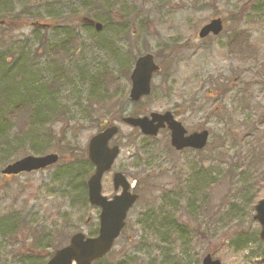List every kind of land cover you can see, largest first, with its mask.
Masks as SVG:
<instances>
[{"label":"rangeland","instance_id":"obj_1","mask_svg":"<svg viewBox=\"0 0 264 264\" xmlns=\"http://www.w3.org/2000/svg\"><path fill=\"white\" fill-rule=\"evenodd\" d=\"M126 16L135 20L122 35L131 56L152 52L162 70L154 75L151 95L137 103L130 99V74L118 72V81L107 84L123 95V115L172 111L189 131L208 129L211 135L200 153L176 152L167 131L146 138L114 119L111 124L120 133L111 145L121 151L103 177V194L120 193L112 180L118 171L139 199L114 247L97 264H202L207 252L222 264H264L261 226L254 219V205L264 198V0H0V61L19 90L9 98L0 90L9 100L0 109V219L17 214L14 228L0 224V264H45L73 234L97 235L100 209L82 197L76 202L67 171L88 164V173L80 174L87 191L94 173L87 146L98 131L84 112L90 77L101 69L118 70V54L99 44ZM54 18L59 25H53ZM85 18L100 22L103 30L86 26ZM215 18L223 20V31L201 39L200 28ZM67 31L81 35L82 47L65 63L55 62L52 48ZM0 81L10 89L2 73ZM33 85L59 91L36 131L18 137L20 118L12 114L8 119L6 111L13 110L15 98H27L25 90ZM50 153L60 155L51 167L16 176L2 173L25 156ZM199 168L213 181L202 211L192 214L185 199L168 206L167 194L185 196ZM253 177L259 178L254 189ZM250 194L256 202L245 205ZM242 238L245 243H235Z\"/></svg>","mask_w":264,"mask_h":264},{"label":"water","instance_id":"obj_2","mask_svg":"<svg viewBox=\"0 0 264 264\" xmlns=\"http://www.w3.org/2000/svg\"><path fill=\"white\" fill-rule=\"evenodd\" d=\"M84 22L93 23L98 31L102 24L91 19H83ZM32 26L45 27V24L33 22ZM223 30L221 18H215L205 24L199 31V37L205 38L210 33L219 35ZM160 71V65L156 62L152 53L141 55L132 70L130 99L136 103L143 97L151 94L152 79L155 73ZM123 122L139 128L144 135L157 136L163 128L171 130V144L177 150L186 147L201 150L208 143L209 131L202 130L186 135V129L181 122L177 121L170 111L164 113L151 112L149 115L133 117L126 116ZM119 126L111 125L93 135L88 144V158L95 166V172L87 181L88 199L92 206L100 209L99 233L97 236L89 237L83 232H77L71 236L70 242L54 252L46 264H92L105 257L114 247L126 224L130 209L137 202L139 195L132 192L131 183L127 177L116 172L113 175V185L116 191L112 198L105 196L102 192V180L120 154L118 145L110 146V141L118 134ZM59 160V155L50 153L44 156H25L12 164L7 165L3 174L17 175L24 172L45 169ZM256 214L254 219L261 225L260 238L264 242V198L255 205ZM202 264H222L214 258L211 253L206 254Z\"/></svg>","mask_w":264,"mask_h":264},{"label":"trees","instance_id":"obj_3","mask_svg":"<svg viewBox=\"0 0 264 264\" xmlns=\"http://www.w3.org/2000/svg\"><path fill=\"white\" fill-rule=\"evenodd\" d=\"M108 16L111 19H114L112 17V14H108ZM122 17L123 16L121 14L119 16V19H122ZM53 20H54L53 25L54 24L59 25V22L57 21L56 18H54ZM131 22L134 23L135 20H132V18L129 19V16H126L125 20L117 21L114 24L116 25L115 28H112L111 30L112 34L108 36H104L102 40L100 41L101 44H99V46L103 45L106 48H109V50L111 51L113 55H115L114 52L118 54L120 66L118 67V70L107 69V68L103 70L101 69L98 73L90 77L92 78V82L90 84L91 86L90 88L92 91L90 92V94L88 93L87 95V98H86L87 106L84 112H85V117H89L91 119L92 123L95 125L98 131L103 129L108 124L105 121L107 117L113 118V120H111V123H112L114 119H117V118H119V120H122L124 116L123 115V112H124L123 95L121 94L120 90H118L117 88L115 90H109L110 87L108 86L107 88V84L109 85L113 82L115 84V81L116 80L118 81L119 79L117 78L118 72L124 73L127 77L130 74L129 72H130L131 67L133 66L132 64H134L135 62L136 57L131 56L129 46L127 47L122 41V37H123L122 35L127 31V25ZM63 23H65V20ZM66 23L70 25L68 20H66ZM82 23L87 26L86 23L84 22ZM106 25L108 24L106 23ZM67 33H68L67 38L61 39L59 43L56 44L57 46L52 48V54L54 56L55 62L58 61L61 63H65L67 60L76 56V51L82 47L81 35L79 33L76 34L71 31H67ZM238 38H239L238 35L234 37L235 40L237 39L236 41L239 40ZM110 47L113 48L114 52L112 51ZM0 57L1 59H3L2 56ZM2 65L3 64H1V61H0V73H2L5 76L6 82L10 84V89L2 86V83L0 81V86H1L0 90H3L4 96L8 95V98H9L11 94L16 95L19 92V90L17 88V85L11 84L10 82L9 74L11 72H8L10 70L4 71L2 69ZM110 75H111V78H110ZM42 88L43 87H39V89H37L34 87V85L31 88H28V90H25V93L28 94L27 98H23V100L22 99L19 100V98H15L17 102L15 103L13 110L10 111L9 113L6 111V116L8 119L9 117L12 116V114H13V117H16L17 119L20 118V123H21L20 132L17 131L16 133L18 137L24 134L26 137H29L33 130L35 132L37 126H39L40 121L42 122V119L48 113L47 108L53 105V102H54L53 94L55 95V93L59 90H55V89L43 90ZM0 97H1L0 98V109H1V108H4L3 101H5L6 103V101H9V100L4 99V97L2 96ZM30 97H33V100L28 99ZM38 101L41 103H38ZM36 111H39V113L42 112V114L40 113V115L35 116ZM4 115H5V111H4ZM3 127L2 125H0V132L3 131ZM151 139H154V138H151ZM23 141H21V143ZM197 152L200 153L202 151H197ZM83 155L85 154L74 153V156L76 158L82 157ZM87 162H89L88 159H87ZM87 165L88 164H85L83 166H81V164H78L76 166L73 165V168L70 169V171H67L69 177L72 178V183L74 184V188L72 189L73 192L72 190L71 192L74 194L73 197L76 200V202H79L78 198H81V197L84 201L85 200L88 201V192L86 191V188H85V179H81L84 175L80 177V174H86L90 170V167ZM253 181L254 182L252 184V189L256 188L257 185H259V178L253 177ZM187 183L189 186L187 187V194L185 196L183 195L182 196L181 195L172 196L171 193L167 194L166 199L169 204L168 206L173 207L175 206L176 201H178L179 199L180 200L185 199V201H187L186 209L188 210V208H191L192 214L198 213L202 211L201 208L205 207V204L207 203V199L209 197L208 190H209V187L213 184V181L209 179L207 170H205L204 168H199L196 171L192 172V178ZM78 187L79 189L82 188V190L79 191ZM75 189H77L78 192ZM72 193L71 195H73ZM254 197H255V194L246 195L244 198L245 199L244 204L245 205L254 204L256 202V199ZM236 206H237L236 204H233L231 211H233L234 207ZM161 211L162 210H160L159 212ZM170 215L174 219L173 215L172 214ZM159 216H160V213L158 214V217ZM171 216H170V219L173 220ZM228 218H230L229 215H228ZM165 220H167V216ZM0 222H1L0 224L3 229L10 230L14 228V226L17 223V214L8 216L6 218H1ZM175 225H176L175 223H172L170 226L173 228L175 227ZM55 234L56 233L53 232L52 236H54ZM259 238H260V233H259ZM239 242L245 243L243 242V238L239 239L235 243L238 244ZM52 254L53 253H49L48 257H51ZM100 261L101 260H98L93 264H97ZM176 261L182 264L179 260H176Z\"/></svg>","mask_w":264,"mask_h":264},{"label":"flooded vegetation","instance_id":"obj_4","mask_svg":"<svg viewBox=\"0 0 264 264\" xmlns=\"http://www.w3.org/2000/svg\"><path fill=\"white\" fill-rule=\"evenodd\" d=\"M160 66H161V64H160ZM174 114V113H173ZM174 117L179 121V122H181L182 123V125L184 126V124H183V122L182 121H180L175 115H174ZM184 128L187 130L186 131V135H190V134H192V132L191 131H189L185 126H184ZM167 131L168 133H169V136H170V144H171V130L169 129V128H164V129H161L160 131H159V134H160V132L161 131ZM146 137H148V138H156V137H151V136H146ZM171 146H172V144H171ZM172 148L176 151V152H185V151H192V148L191 147H186V148H183V149H181V150H177L175 147H173L172 146ZM100 214V213H99Z\"/></svg>","mask_w":264,"mask_h":264},{"label":"bare ground","instance_id":"obj_5","mask_svg":"<svg viewBox=\"0 0 264 264\" xmlns=\"http://www.w3.org/2000/svg\"><path fill=\"white\" fill-rule=\"evenodd\" d=\"M254 211H255V213H256L255 206H254Z\"/></svg>","mask_w":264,"mask_h":264}]
</instances>
